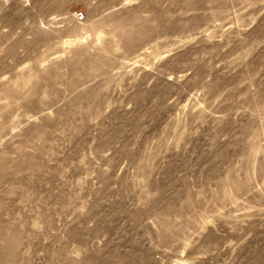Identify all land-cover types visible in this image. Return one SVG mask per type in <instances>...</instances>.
<instances>
[{"label":"rangeland","instance_id":"374dc122","mask_svg":"<svg viewBox=\"0 0 264 264\" xmlns=\"http://www.w3.org/2000/svg\"><path fill=\"white\" fill-rule=\"evenodd\" d=\"M0 264H264V0H0Z\"/></svg>","mask_w":264,"mask_h":264},{"label":"built area","instance_id":"2783aa9c","mask_svg":"<svg viewBox=\"0 0 264 264\" xmlns=\"http://www.w3.org/2000/svg\"><path fill=\"white\" fill-rule=\"evenodd\" d=\"M76 15H77V18H78L79 20H83L84 17H85L84 13H82V12H78Z\"/></svg>","mask_w":264,"mask_h":264}]
</instances>
